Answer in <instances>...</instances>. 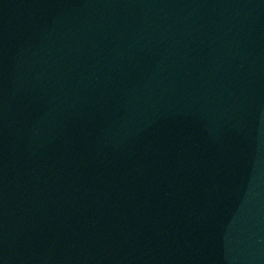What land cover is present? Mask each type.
<instances>
[{
	"label": "water",
	"instance_id": "95a60500",
	"mask_svg": "<svg viewBox=\"0 0 264 264\" xmlns=\"http://www.w3.org/2000/svg\"><path fill=\"white\" fill-rule=\"evenodd\" d=\"M0 53L171 264H264V0H0Z\"/></svg>",
	"mask_w": 264,
	"mask_h": 264
}]
</instances>
